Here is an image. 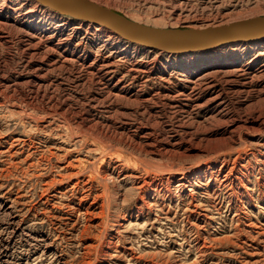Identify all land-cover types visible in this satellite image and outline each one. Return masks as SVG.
Returning <instances> with one entry per match:
<instances>
[{
	"label": "rangeland",
	"instance_id": "rangeland-1",
	"mask_svg": "<svg viewBox=\"0 0 264 264\" xmlns=\"http://www.w3.org/2000/svg\"><path fill=\"white\" fill-rule=\"evenodd\" d=\"M162 29L264 0H91ZM0 264H264V39L167 53L0 0Z\"/></svg>",
	"mask_w": 264,
	"mask_h": 264
},
{
	"label": "water",
	"instance_id": "water-1",
	"mask_svg": "<svg viewBox=\"0 0 264 264\" xmlns=\"http://www.w3.org/2000/svg\"><path fill=\"white\" fill-rule=\"evenodd\" d=\"M35 1L60 14L106 27L125 41L167 53L207 50L264 39V16L204 28L162 29L129 20L91 0Z\"/></svg>",
	"mask_w": 264,
	"mask_h": 264
}]
</instances>
